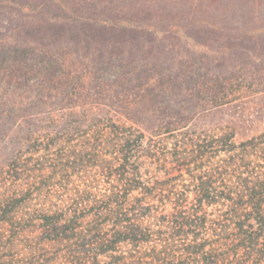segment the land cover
Here are the masks:
<instances>
[{
    "label": "trees",
    "instance_id": "trees-1",
    "mask_svg": "<svg viewBox=\"0 0 264 264\" xmlns=\"http://www.w3.org/2000/svg\"><path fill=\"white\" fill-rule=\"evenodd\" d=\"M131 32L152 37L158 60L177 45L193 66L264 69V0H0V69L26 65L49 47L107 60L139 50L112 38ZM177 129L154 131L175 137L171 166L154 178L143 171L145 132L111 117L0 138L7 149L0 179L12 184L0 191V264H264V127L240 140L233 127ZM91 171L105 187L46 200L60 182ZM27 232L38 244L20 256ZM40 246L53 255L34 257Z\"/></svg>",
    "mask_w": 264,
    "mask_h": 264
},
{
    "label": "rangeland",
    "instance_id": "rangeland-1",
    "mask_svg": "<svg viewBox=\"0 0 264 264\" xmlns=\"http://www.w3.org/2000/svg\"><path fill=\"white\" fill-rule=\"evenodd\" d=\"M178 35L189 48L203 50L183 33ZM139 37L132 32L113 34L117 43H133L139 50L114 53L107 60L100 55L74 57L67 49L49 47L34 51L26 65L0 69V138L9 141L22 129L35 126L43 131L87 128L92 122L111 117L145 132L143 171L146 178H154L163 174V165L171 166L173 158L167 151L175 139L154 131H165L168 125L178 127L175 131L200 133L233 127L240 140L264 127V69L259 65L237 63L225 71L197 67L183 52L178 53L177 45L172 57L158 60L151 52L152 37ZM171 39L175 44L179 37ZM42 57L49 58L48 66L40 65ZM85 142L79 141L75 149ZM152 146L157 151L150 156ZM6 151L0 143V165ZM81 173L60 182L46 200L74 197L94 185L105 187L92 171ZM11 186L0 179V191ZM43 199H35L30 205L36 207ZM34 236L35 232L21 235L20 256L36 249ZM42 248L32 255L40 259L53 255L54 249Z\"/></svg>",
    "mask_w": 264,
    "mask_h": 264
}]
</instances>
